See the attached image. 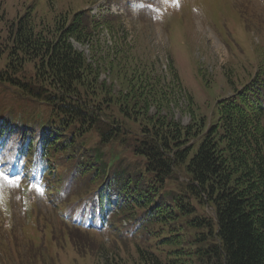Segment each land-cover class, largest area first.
<instances>
[{
	"label": "trees",
	"instance_id": "obj_1",
	"mask_svg": "<svg viewBox=\"0 0 264 264\" xmlns=\"http://www.w3.org/2000/svg\"><path fill=\"white\" fill-rule=\"evenodd\" d=\"M91 1L36 0L35 5H27L24 14L12 20L5 17L0 25L5 27L4 35L0 36V52L7 54L8 67L2 75L4 80L0 78V90L11 91L15 87L25 100L45 106V121L51 124H44L48 136L46 147L56 150L61 146L62 151L72 156L85 148L76 144L75 139L83 142L87 133L95 129L97 135L90 147H97L100 153L117 136L112 124L126 123L131 116L122 112L121 100L111 104L106 85L90 78L84 57L70 43L71 37L84 38L88 29H100L104 24L84 9ZM54 7L59 15L52 24L41 22V10ZM2 19L1 16L0 22ZM114 29L112 26L111 31L117 33ZM45 31L44 38L37 34ZM117 37L114 55L125 56L119 62L121 74H125L118 81L129 86L133 81L139 82L137 78H146V71L135 65L134 54L129 57L125 37L120 34ZM187 40L192 42L191 38L176 42L175 55L181 54V46ZM27 61L35 65L31 71L24 66ZM256 91V96H263L264 71L261 70L255 74L250 88L222 104L216 124L208 126L202 122L186 129L171 124L163 129L165 124L161 122L151 126L152 131L160 127L156 135L166 146L163 152L176 155V160L153 162L159 171L157 175L142 168L145 176L167 189L160 192L161 201L156 195L157 186L147 188L145 182L139 184L141 196L131 202L128 217L125 220L116 217L118 220L110 223L118 230L112 245L106 249L103 242L99 244L93 237L89 240L78 232H62L61 236L69 235L68 255L77 262L82 260L83 264H104L103 249L112 253L109 264H264V102L253 98ZM6 97L12 98L11 93L0 91V106ZM55 99L59 103L53 102ZM80 107L95 108L96 114H102L104 127H95L90 115L75 110ZM113 107L117 109L114 111ZM72 114L78 116L72 119ZM35 115L28 141L36 139ZM13 116L16 119L17 113L13 112ZM53 116L67 122L53 126ZM161 129L163 134H159ZM204 130L196 148H185L189 140ZM63 132L71 133L72 138L64 141ZM135 132H141V128ZM126 150L132 151L127 153L129 160L141 159L150 165L153 159L151 151L149 154L136 140ZM152 154L157 156L155 151ZM173 161H177L175 167ZM178 169L181 173L172 177ZM41 225L45 223L38 219L33 236L41 237ZM17 235L18 230L14 228L12 242L15 244ZM43 247L46 248L45 242ZM55 249H59L58 244ZM40 264L47 262L42 260Z\"/></svg>",
	"mask_w": 264,
	"mask_h": 264
},
{
	"label": "rangeland",
	"instance_id": "obj_2",
	"mask_svg": "<svg viewBox=\"0 0 264 264\" xmlns=\"http://www.w3.org/2000/svg\"><path fill=\"white\" fill-rule=\"evenodd\" d=\"M97 1L101 2L99 6H103L98 11V13H106L108 10L111 11L112 8L108 9L110 7V4H113L114 8L120 6V2H118L117 0L110 2V4L108 1L106 5L104 0ZM231 1L235 5L238 15L242 19L243 25L241 27V31L244 32L245 25L248 26L249 36H247L246 38V36L242 35V50H244L242 63L235 62L234 56H230V54L227 53L225 47L219 42L218 38L216 37L215 32L211 30V27H204L201 23H198L197 30H195V34L197 35V37H199L197 38V43L201 48H204L202 53H205L204 55L197 56V66L201 64V68H198V71H194L197 66L190 69L189 67H187L188 64L184 61L183 58L180 61L182 72L181 74H170V71L169 73H167L164 69H162V65H160L159 67L157 64L154 67V72H151L150 70L151 66L154 65V58L156 54L154 55V52L148 50L154 49L157 50L158 53H161L162 51L166 52L165 48L168 44L167 39L164 38V28L162 26V21L155 22L147 14H145L144 17L146 21L140 19L141 17H139L140 15L137 13L126 15L122 14L123 16L125 15L127 19L122 28L125 31L127 30L129 32V39L135 41L132 50H129V57L134 54L136 65L140 67L146 66L148 68V76L157 83V89L154 88V86H145V93L149 94L148 92L151 89L152 91H159L160 94L164 96V99L158 102L159 106H163V108H159L151 104V114L155 115L154 117H156L159 122L165 124V126L163 125L164 127H162L163 129H166V127L170 124L179 127H193L198 123H206V120H208V118L205 117V112L209 107L210 99H213V101L211 102L212 105L216 104L219 100L231 96L232 92L235 93L236 91L241 89L243 85L247 83L249 79L254 75L257 68V62L253 60V56L248 50H251L252 48L257 49L258 62L264 60V0ZM203 2L206 6H208L211 3V0H203ZM190 6L191 9H189V12L193 7L199 8L201 4L198 2L196 4H190ZM26 10V6L24 4H20V2L17 0H0V16H5L6 13H8L7 18L9 20H12V18H14L15 16L24 14ZM93 12L97 13L96 8L93 10ZM41 13L42 14L39 15V19H41V22H47L49 24H52L54 18L59 15V11L55 7L48 8L46 10L42 9ZM176 13L179 14L180 10H177ZM170 15H172V12L165 17H168ZM1 22L4 23L5 19L3 18ZM4 29L5 27L0 26V36L4 35ZM45 33L46 31L43 33L39 32L37 34L43 37ZM105 35L106 32L101 34L102 37ZM228 37L229 40L233 37H236V30L232 35L228 34ZM71 42L73 43V47L77 51L84 52L87 58L85 59L86 67L94 69V71H89V73L91 74L90 78H94L97 81H105L107 84L114 85V87L117 88V85H119V81H111L110 77L112 76L120 78L125 74V72L121 74L122 67L119 63L124 59L125 56H122L121 54L117 56L114 55L113 60L111 62L109 61V58L111 57L113 52L108 50H112V48L114 47V42L112 41V39L110 37L102 38L99 42L101 50L98 51L94 48V52H92L85 46H80L78 43L73 41L72 38ZM251 43L252 47L249 45ZM104 52V57H100L102 59L101 63L99 56L101 54H104ZM187 55L190 58L188 52ZM168 64L169 61L165 60V62H163L164 68H166L165 65ZM176 78L178 79V81ZM231 82L232 85H230ZM0 91L4 92L3 90ZM113 92H116V90H114ZM5 99L9 98L6 97ZM81 109L88 116L92 114L94 110V108ZM43 111L46 112V109H44ZM52 124L56 127L60 126V123ZM112 125L113 132L117 134V136L114 138V143L121 146L127 153V150L123 146V143L125 141L132 140L133 138L121 131V128H119L120 124L118 122L115 121V123ZM103 127L104 124L101 125V128ZM205 132L206 131L204 130L196 137H193V141L189 140L185 148H196L199 145V136H201ZM61 136L64 141H68L69 138L72 137L71 133L68 132L61 133ZM134 138L136 140H142V138L140 137ZM76 144H80V141H78ZM90 165L93 166V163L91 162ZM96 170L97 169L89 171L86 175V179L89 180L94 172H96ZM132 170L134 171L135 175H141L143 173L142 169L139 167L138 162L132 164ZM8 182L10 183V186L14 190V192H17V188L14 189V187H16V183L14 181ZM85 187L87 188V185H85ZM15 200H18L17 196L15 197ZM14 203L15 205L17 204L18 207V202L14 201ZM43 203H45V206H48L42 209H44L45 212H47V214L49 215L48 219L53 220L52 215H54V213L52 212L53 206L51 204V201L49 200L48 202L46 199H43L42 205ZM17 216H22L20 209L19 213H17ZM17 224L20 230V223L18 220ZM81 237L87 238L89 240L93 237L99 244L103 242L106 249H108L112 245L111 238L113 237V234L109 233V231H106L101 235L88 233L81 235ZM23 241L24 240L22 239L20 234V240L16 239L17 247H19V262L16 261V258L15 256H13L12 252L10 253V251L8 250H6L5 252V250H3V254L5 253V256H7V258L5 261H2V257H0V264H39V258H37V254L30 252L31 250L27 249V245L25 244V241ZM64 245L65 248L62 245L59 246V250L55 254L54 262L49 261V264L77 263V260H74L71 255H68V252L71 251V248L68 246L67 242H65ZM3 247L5 248V245H3ZM103 252H101V257L103 258L104 264H109V262L111 261L112 253L104 249ZM59 257L63 258L58 260ZM78 264H83V261L79 260Z\"/></svg>",
	"mask_w": 264,
	"mask_h": 264
}]
</instances>
